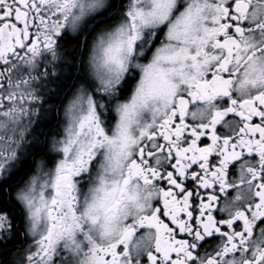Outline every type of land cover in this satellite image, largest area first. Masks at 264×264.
<instances>
[{
    "label": "snow or ice",
    "instance_id": "obj_1",
    "mask_svg": "<svg viewBox=\"0 0 264 264\" xmlns=\"http://www.w3.org/2000/svg\"><path fill=\"white\" fill-rule=\"evenodd\" d=\"M0 264H264V0H0Z\"/></svg>",
    "mask_w": 264,
    "mask_h": 264
},
{
    "label": "flooded vegetation",
    "instance_id": "obj_2",
    "mask_svg": "<svg viewBox=\"0 0 264 264\" xmlns=\"http://www.w3.org/2000/svg\"><path fill=\"white\" fill-rule=\"evenodd\" d=\"M255 2H257V0H254V3ZM72 69L73 66L71 64H66L62 66L59 76L51 79L47 83L46 87L57 90L67 89V87L69 86V81L73 80L75 76V74H72ZM41 139L43 138L41 137Z\"/></svg>",
    "mask_w": 264,
    "mask_h": 264
},
{
    "label": "trees",
    "instance_id": "obj_3",
    "mask_svg": "<svg viewBox=\"0 0 264 264\" xmlns=\"http://www.w3.org/2000/svg\"><path fill=\"white\" fill-rule=\"evenodd\" d=\"M72 71H73L72 74L74 75V74H75V70H74V68L72 69ZM72 82H73V80H70V81H69V85H70Z\"/></svg>",
    "mask_w": 264,
    "mask_h": 264
}]
</instances>
